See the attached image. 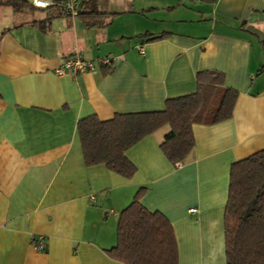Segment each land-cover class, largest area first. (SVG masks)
<instances>
[{"label":"crops","instance_id":"1","mask_svg":"<svg viewBox=\"0 0 264 264\" xmlns=\"http://www.w3.org/2000/svg\"><path fill=\"white\" fill-rule=\"evenodd\" d=\"M109 10L118 16L104 28L64 17L47 31L21 25L44 11L0 28V264H124L106 252L141 188V204L173 228L178 264H226L230 167L264 150V0H109ZM75 55L119 60L58 77ZM202 71L223 73L238 99L230 119L192 126L183 163L160 150L166 126L125 153L136 167L130 179L84 164L78 121L163 111L166 100L195 93Z\"/></svg>","mask_w":264,"mask_h":264},{"label":"trees","instance_id":"2","mask_svg":"<svg viewBox=\"0 0 264 264\" xmlns=\"http://www.w3.org/2000/svg\"><path fill=\"white\" fill-rule=\"evenodd\" d=\"M46 9L33 7L28 0H0L15 14L44 11L45 18L21 25H33L47 31L53 18L69 22L79 19L86 28H104L118 16L109 10V0H81L76 14H66L63 0H51ZM147 42L164 39L153 36ZM109 70L111 67L102 66ZM264 67L260 70L263 72ZM193 94L168 99L163 111L115 114L107 121L89 116L77 123L84 164L103 165L109 171L130 179L136 167L125 153L145 137L168 127L160 150L172 165L183 163L194 147L192 126L214 125L232 117L238 93L225 86L224 74L202 71L195 76ZM146 189H139L132 202L119 214L116 245L106 254L124 264H178V248L173 228L159 212H150L141 199ZM226 264H264V150L230 167L227 201L223 214Z\"/></svg>","mask_w":264,"mask_h":264},{"label":"built area","instance_id":"3","mask_svg":"<svg viewBox=\"0 0 264 264\" xmlns=\"http://www.w3.org/2000/svg\"><path fill=\"white\" fill-rule=\"evenodd\" d=\"M29 3L38 9H46L53 5L51 0H28ZM81 0H65L62 4V8L66 14L75 15L76 10L79 8ZM142 52L143 50L140 49ZM118 58L114 57H103L99 58L96 61H90L82 58L79 55H75L72 57L65 58L62 61V64L59 68L55 70V74L58 77H64L67 75L77 76V75H84L90 72H93L97 66H105L111 67L118 62ZM94 199L93 197L91 198ZM197 210L192 208L189 210L190 213H195ZM34 249L38 252H42L45 250L44 241L41 237L33 239L32 241Z\"/></svg>","mask_w":264,"mask_h":264},{"label":"rangeland","instance_id":"4","mask_svg":"<svg viewBox=\"0 0 264 264\" xmlns=\"http://www.w3.org/2000/svg\"><path fill=\"white\" fill-rule=\"evenodd\" d=\"M31 16V13L13 15L8 10L0 9V28L11 27L18 22L21 23L31 18Z\"/></svg>","mask_w":264,"mask_h":264}]
</instances>
